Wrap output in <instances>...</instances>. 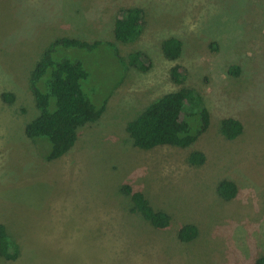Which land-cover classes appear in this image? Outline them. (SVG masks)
<instances>
[{"label":"rangeland","instance_id":"374dc122","mask_svg":"<svg viewBox=\"0 0 264 264\" xmlns=\"http://www.w3.org/2000/svg\"><path fill=\"white\" fill-rule=\"evenodd\" d=\"M129 8L144 11V30L122 44L114 28ZM63 37L113 42L126 59L137 51L148 59L140 71L106 44L55 49L53 60L87 69L91 102L108 104L69 153L48 161L49 141L25 135L38 115L30 77ZM170 37L183 42L175 61L161 49ZM182 87L204 97L209 129L189 148L134 147L128 122ZM5 92L14 104L2 101ZM225 118L243 123L237 139L222 135ZM194 151L205 155L202 166L188 163ZM223 180L238 187L230 201L218 194ZM124 185L168 213L170 227L132 213ZM0 224L21 248L18 260L0 264H254L264 255V0H0ZM186 224L199 235L184 244L177 234Z\"/></svg>","mask_w":264,"mask_h":264},{"label":"trees","instance_id":"16d2710c","mask_svg":"<svg viewBox=\"0 0 264 264\" xmlns=\"http://www.w3.org/2000/svg\"><path fill=\"white\" fill-rule=\"evenodd\" d=\"M144 11L140 8L122 9L114 28L116 42L131 44L138 40L144 30ZM106 44L114 50L116 56L128 67L145 70L144 63L148 56L140 51L131 53L127 59L122 57L113 42L95 41L88 43L74 38L63 37L54 41L46 50L43 58L37 63L30 77V87L35 98L38 115L25 127V135L32 141L47 139L51 150L46 156L48 161L60 159L69 153L78 140L79 130L88 124L98 122L106 111L108 101L96 106L86 95L83 82L90 76L80 62L71 60H53V53L58 47L76 48L94 51ZM164 56L172 61L179 59L183 53V42L177 37H170L162 42ZM240 67L232 66L229 74L238 76ZM172 78L179 84L185 76L178 67L172 69ZM2 101L12 105L15 102L13 93L5 92ZM211 115L204 97L193 88L181 89L164 95L152 102L134 120L128 122L126 132L133 146L144 151L158 147L174 146L189 148L209 129ZM220 130L228 140L237 139L244 131V125L236 118H225L221 121ZM206 157L202 152L194 151L188 157L192 166H202ZM223 199L230 201L238 194L236 183L223 180L217 188ZM121 193L132 202L130 211L140 214L144 220L157 230H166L171 225V216L155 209L148 198L129 185L121 188ZM199 235L196 225L186 224L177 234L181 243L194 241ZM21 256L19 243L11 238L6 227L0 224V257L6 261H16ZM254 264H264V255Z\"/></svg>","mask_w":264,"mask_h":264}]
</instances>
